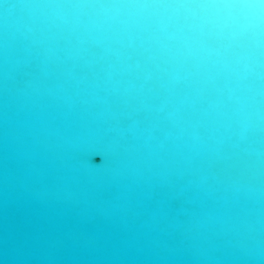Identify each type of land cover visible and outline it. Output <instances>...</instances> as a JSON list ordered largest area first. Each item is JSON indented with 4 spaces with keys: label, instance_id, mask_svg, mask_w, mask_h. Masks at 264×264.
<instances>
[{
    "label": "water",
    "instance_id": "obj_1",
    "mask_svg": "<svg viewBox=\"0 0 264 264\" xmlns=\"http://www.w3.org/2000/svg\"><path fill=\"white\" fill-rule=\"evenodd\" d=\"M0 264H264V0H0Z\"/></svg>",
    "mask_w": 264,
    "mask_h": 264
}]
</instances>
